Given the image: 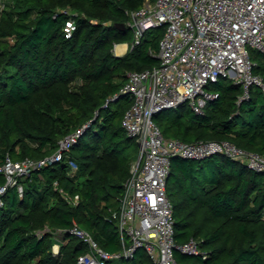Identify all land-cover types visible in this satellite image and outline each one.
<instances>
[{"label": "trees", "instance_id": "16d2710c", "mask_svg": "<svg viewBox=\"0 0 264 264\" xmlns=\"http://www.w3.org/2000/svg\"><path fill=\"white\" fill-rule=\"evenodd\" d=\"M144 2L0 0V166L6 159L43 160L83 129L59 161L20 178L21 196L16 187L0 196V264H78L87 246L69 233L74 224L105 251L121 250L112 214L139 145L122 127L132 100L120 90L128 73L159 65L164 34L163 27L150 29L134 44L126 12ZM69 20L75 30L65 38ZM119 44L128 45L122 56L114 54ZM249 58L252 74L264 82V53L251 50ZM210 90L218 98L202 115L187 105L155 114L162 135L185 143L227 141L264 155L262 89L251 86L240 103L238 83L220 80ZM4 184L0 172V187ZM60 190L78 196L77 205ZM166 193L176 245L194 239L206 256L175 251L179 264H264V173L222 155L174 157ZM124 264L152 261L138 249Z\"/></svg>", "mask_w": 264, "mask_h": 264}, {"label": "built area", "instance_id": "2783aa9c", "mask_svg": "<svg viewBox=\"0 0 264 264\" xmlns=\"http://www.w3.org/2000/svg\"><path fill=\"white\" fill-rule=\"evenodd\" d=\"M126 14L134 44H139L146 31L164 28L157 55L159 65L128 73L120 90V94L132 100L122 118V127L139 145V162L132 164L118 209L112 214L117 221L122 248L109 253L88 232L74 224L69 233L87 246L78 264H124L138 249L147 253L152 264H179L175 251L201 255L205 259L198 241L190 239L183 245H176L174 241L173 208L166 193L171 159L203 160L222 155L264 173V155L242 150L227 141L185 143L165 138L153 116L182 105H187L195 115H202L206 105L218 98L210 87L220 80L242 86L243 96L238 103L248 98L251 86L264 92V82L252 74L253 64L249 58L251 50L264 53V0H145L141 8ZM74 30V21H67L63 27L64 37L69 38ZM115 50L116 46L114 54L117 56ZM82 132L80 129L65 137L58 143L57 150L43 160L12 162L6 159L0 166L5 177L0 196L9 187H16L21 196L20 178L59 161ZM70 164L75 170L74 163ZM59 192L69 204L77 205L78 196ZM2 204L0 198V206ZM43 232L37 235L42 236ZM58 251L57 242L52 252L57 254Z\"/></svg>", "mask_w": 264, "mask_h": 264}, {"label": "crops", "instance_id": "0c3cea01", "mask_svg": "<svg viewBox=\"0 0 264 264\" xmlns=\"http://www.w3.org/2000/svg\"><path fill=\"white\" fill-rule=\"evenodd\" d=\"M121 45H126V48L125 49H123V50H118L119 49V47L121 46ZM119 46V47H118ZM117 46V49L115 50V52H117L116 54H118L117 56H122V55H124L126 52H127V50H128V45L127 44H119Z\"/></svg>", "mask_w": 264, "mask_h": 264}, {"label": "rangeland", "instance_id": "374dc122", "mask_svg": "<svg viewBox=\"0 0 264 264\" xmlns=\"http://www.w3.org/2000/svg\"><path fill=\"white\" fill-rule=\"evenodd\" d=\"M167 112H168V113H171V112H173V111H169V110H167ZM138 155H139V151H138V154H136V156H135L136 159L133 161L132 164H134V163L137 162Z\"/></svg>", "mask_w": 264, "mask_h": 264}, {"label": "bare ground", "instance_id": "6f19581e", "mask_svg": "<svg viewBox=\"0 0 264 264\" xmlns=\"http://www.w3.org/2000/svg\"><path fill=\"white\" fill-rule=\"evenodd\" d=\"M119 47V46H118ZM126 48V45H121L120 47H119V49L118 50H123V49H125ZM116 49H117V47H116ZM117 53V52H116ZM118 55V54H117Z\"/></svg>", "mask_w": 264, "mask_h": 264}, {"label": "water", "instance_id": "95a60500", "mask_svg": "<svg viewBox=\"0 0 264 264\" xmlns=\"http://www.w3.org/2000/svg\"><path fill=\"white\" fill-rule=\"evenodd\" d=\"M167 111V110H166ZM137 162H139V157L137 158Z\"/></svg>", "mask_w": 264, "mask_h": 264}]
</instances>
